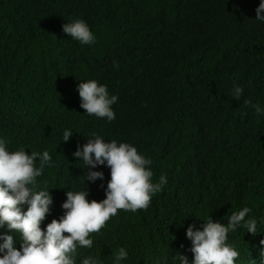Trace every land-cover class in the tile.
I'll return each instance as SVG.
<instances>
[{
	"label": "trees",
	"instance_id": "obj_1",
	"mask_svg": "<svg viewBox=\"0 0 264 264\" xmlns=\"http://www.w3.org/2000/svg\"><path fill=\"white\" fill-rule=\"evenodd\" d=\"M260 2L0 0V136L12 151L47 150L53 158L37 178L54 198L43 226L63 214L68 190L86 187L73 152L94 134L137 146L153 161L154 182L168 180L147 210H118L91 234L93 247L80 250L77 264L90 254L113 264L121 246L129 252L123 264L178 263L191 248L192 223L211 216L226 223L245 206L264 218V115L254 107H264ZM73 19L88 22L94 45L63 32ZM90 79L118 95L115 120L81 107L78 84ZM234 85L244 87L239 101ZM65 129L74 133L68 142ZM96 170L104 180L86 184L89 200L100 201L111 170ZM258 232L241 227L229 242L249 248L264 237V224Z\"/></svg>",
	"mask_w": 264,
	"mask_h": 264
},
{
	"label": "clouds",
	"instance_id": "obj_2",
	"mask_svg": "<svg viewBox=\"0 0 264 264\" xmlns=\"http://www.w3.org/2000/svg\"><path fill=\"white\" fill-rule=\"evenodd\" d=\"M256 12V20L264 23V0ZM63 32L81 45L96 43V35L84 19L68 21L63 25ZM78 92L81 107L88 115L108 122L116 119L113 105L119 97L111 94L106 84L96 79L81 81ZM243 93V86L234 85L231 95L239 101ZM245 104L250 105L251 101L246 100ZM254 107L257 116L264 115V107L260 104ZM73 134L71 129H65L62 141L68 142ZM88 138L87 143L78 145L73 152L86 168V187L79 191L68 190L67 199L62 203L63 214L45 228L42 223L52 211L54 198L52 188H41L37 178L52 165L53 158L47 150L29 153L21 146L12 151L7 138L0 136V264H77L80 250L93 247L91 234L99 233L118 210H147L152 198L168 183L166 175L154 182L152 159L132 143L106 140L99 134ZM98 166L111 170L106 198L89 200L86 181L95 183L105 178L102 170H96ZM251 212L252 209L245 206L233 212L226 223L212 216L203 218L204 223H192L186 231L191 241L188 256L179 255L178 263L165 259L163 264H264V237L249 248L229 242V234L241 227L253 235L261 233L258 225L264 224V218L250 216ZM245 251L249 257L243 261ZM128 257L127 248L121 246L114 253L113 264H123ZM80 264H104V261L90 254L84 256Z\"/></svg>",
	"mask_w": 264,
	"mask_h": 264
}]
</instances>
